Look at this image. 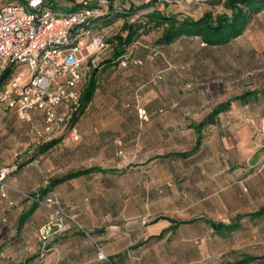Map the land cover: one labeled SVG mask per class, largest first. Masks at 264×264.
Listing matches in <instances>:
<instances>
[{"label":"crops","instance_id":"crops-1","mask_svg":"<svg viewBox=\"0 0 264 264\" xmlns=\"http://www.w3.org/2000/svg\"><path fill=\"white\" fill-rule=\"evenodd\" d=\"M111 51L110 46L107 53L90 60L78 83L82 94L93 78L84 111L74 119L70 110L61 107L66 125L79 133L77 140L61 130L52 145L42 147L48 140L32 141L43 127L41 114L35 112L32 121H22L12 109L0 105V113L5 110L16 117L14 129L25 135L9 137L8 149L3 151L0 143L2 162L13 159L18 166L8 176L9 184L33 194L45 175L48 190L58 195L85 229L53 234L49 249L42 253L39 229L47 219L46 210L8 190V200L19 206L16 232L21 243L17 245L23 248L27 243V258L20 264H136V256L145 257L149 249L155 252L162 239L178 238L190 244L196 237L195 232L187 233L190 224L203 222L215 231L206 220L230 224L242 215L237 230L243 218L254 219L248 214L264 204V122L260 117L264 104L250 107L252 98L233 101L213 123L201 127L197 141V124L216 105L254 89L252 81L229 79L228 74L209 80L142 48L135 53L142 58L141 65L121 67L104 61ZM147 58L157 59L161 68L158 61ZM159 70H164L162 77L153 82ZM137 106L146 110V120L138 118ZM119 147L133 155L126 166L116 154ZM213 200L237 208L257 202L258 207L247 213L236 211L229 221L214 220L205 216L207 203ZM11 206L1 199L0 217H7ZM190 219L197 221L170 227L174 221ZM96 244L102 246L106 260H98Z\"/></svg>","mask_w":264,"mask_h":264},{"label":"built area","instance_id":"built-area-1","mask_svg":"<svg viewBox=\"0 0 264 264\" xmlns=\"http://www.w3.org/2000/svg\"><path fill=\"white\" fill-rule=\"evenodd\" d=\"M47 1L0 0V76L10 70L9 78L0 86V105L12 109L22 121H32L35 112L41 114L43 127L36 132L33 142L38 139L51 140L61 130L77 140L79 133L76 128L66 125V116L61 107L65 106L71 113L77 109L81 97L78 83L88 69V62L110 49L106 41V28L100 29L94 24L112 4L123 2L139 5L145 0H93L92 6L71 8L66 12L58 11ZM151 53L164 58L157 49H152ZM141 64L142 59L132 56V48L119 61L121 67ZM166 65L167 68L172 67L167 60ZM163 71H157L151 80H160ZM135 97L139 98V94ZM136 113L141 120L148 118L141 106L136 107ZM116 154L123 166L133 159V155H128L121 147ZM16 169V164L0 168V200L6 199L8 205H13L8 200V190L11 189L30 197L46 210L47 219L39 229L42 253L49 249L48 239L53 234L85 231L81 221L54 191L41 193V189L49 184L43 170L40 169L44 175L42 186L33 194H27L7 180L8 175ZM0 220L6 221L7 217L2 214ZM96 254L98 260L107 259L99 244H96Z\"/></svg>","mask_w":264,"mask_h":264},{"label":"rangeland","instance_id":"rangeland-1","mask_svg":"<svg viewBox=\"0 0 264 264\" xmlns=\"http://www.w3.org/2000/svg\"><path fill=\"white\" fill-rule=\"evenodd\" d=\"M87 1L90 5L93 4V0ZM221 2L222 0H164L165 13L176 14L178 17L187 15L198 18L206 11H211L214 14L226 11ZM48 3L52 7H54V3L58 4L55 8L61 12L69 11L72 8L69 0H56L55 2L50 0ZM60 4H63V6ZM226 12L229 13V11ZM147 19L148 17H142L139 21L144 23ZM123 20L124 18L116 17V20L108 24L109 29L107 26L104 27L106 28V35L111 34L109 41L112 46H114V42L111 41V38L120 31ZM149 22L151 26L149 31L144 32L140 29L142 33H140L139 37L151 46L160 48L171 63L176 64L177 62L186 65V67H189L188 70H193L195 75H201L209 80L215 78L219 80L222 76L224 77L228 74L229 76H226L228 78L237 76L242 79H249L252 81L253 88L264 87V10L257 13L250 20L240 36L226 45L206 46L202 44L199 37L193 36H182L169 44L160 45L157 39L161 34L162 27H153L155 21ZM145 53L149 55L148 52ZM147 60L158 61L150 58H147ZM161 66L159 62L158 68H161ZM252 100L250 107L262 105L264 104V94H260L255 99L252 98ZM4 112L6 111L3 110L0 113V143L3 145L2 151L8 149L6 140L9 137L13 140L15 138L18 139L19 136H25L23 132L19 134L18 130L14 129L17 123H14L16 117L8 116ZM260 117L264 118V111ZM260 149L258 152L261 151ZM12 160L2 162L3 159L0 158V162H2L0 163V168L13 164L14 160ZM256 205L257 202L237 208V205L222 206L213 200L207 203L205 216L214 220L228 219L229 221L237 212L247 213L256 209L258 207ZM18 214L19 206L12 205L7 215V220H0V264H20L21 261L27 258L28 251L25 249L27 243H23V248L17 245L21 243V238H18L16 232ZM189 231L195 232L196 236L190 239V244L184 243L178 238L162 239L157 244L155 252L149 249L145 257L136 256V264H216L236 260L246 253L253 255L264 254V216L254 219L243 218L240 228L228 235L213 231L203 222L190 224L189 228H187V233ZM26 234L28 235L27 229ZM144 259L146 260L145 263ZM252 264H264V260Z\"/></svg>","mask_w":264,"mask_h":264},{"label":"trees","instance_id":"trees-1","mask_svg":"<svg viewBox=\"0 0 264 264\" xmlns=\"http://www.w3.org/2000/svg\"><path fill=\"white\" fill-rule=\"evenodd\" d=\"M48 0L47 2H49ZM55 2V0H53ZM222 6L226 11L213 13L211 11L204 12L200 17L193 18L191 16L183 15L178 17L176 14L165 13V4L164 0H148L139 5L135 4H125L123 2H118L112 4L108 12L98 21L95 22V27L103 28L109 25L113 20H116V17L124 18L120 31L112 36L111 41L114 42V46L109 41L110 36L106 37V41L112 48L110 56L105 58L106 63L115 62L119 64L120 59L124 56V53L132 48V56L139 57L136 55L137 48H142L151 53L152 49H157L163 53L164 58L166 54L157 46H151L147 42L143 41L139 36L142 29L144 32L149 31L150 25L149 21H155L153 27H162L161 34L159 35L157 42L160 45H166L174 41L179 37L193 36L199 37L200 41L206 46H216V45H226L238 36H240L246 29L250 20L260 11L264 10V0H222ZM55 4V3H54ZM72 8L90 6V3L87 0H78L72 1ZM93 5V4H92ZM91 5V6H92ZM54 7L56 5H53ZM148 17L146 22H140V18ZM113 27V25H111ZM134 45V46H133ZM158 45V44H157ZM152 54V53H151ZM163 58V59H164ZM143 63V60H142ZM10 70H6L0 76V86L7 81L9 78ZM92 85L93 78L90 79L89 85L85 88L80 97V103L76 110L72 112V117L77 118L78 114H81L86 106L88 105L91 95H92ZM258 94H264V87L247 89L239 95L230 97L228 100L216 105L212 111L197 124L198 132V142L201 137L199 131L202 126L207 123H213L222 111H226L230 108L231 103L235 100L247 101L250 98L256 97ZM56 139H51L42 144V147H49L53 144ZM18 168V166H17ZM50 181L47 189H41V193H44L50 189ZM29 194V193H27ZM25 198H29L26 196ZM33 204L37 205V202L32 201ZM34 207V206H33ZM28 212L22 214L18 220V226L27 217ZM253 218H261L264 216V204L261 205L258 209L248 214ZM242 216V215H241ZM240 215L237 216L236 220L230 224H225L222 222H215L212 220H206V222L219 233H228L232 230H235L239 225ZM197 221V219L190 220H177L174 221V224L171 229L180 223H191ZM173 222V221H172ZM158 235L162 237L165 231ZM264 260V254L253 255V254H243L240 258L233 261H224L217 264H252L258 261Z\"/></svg>","mask_w":264,"mask_h":264}]
</instances>
